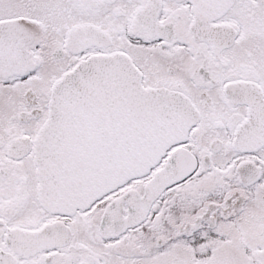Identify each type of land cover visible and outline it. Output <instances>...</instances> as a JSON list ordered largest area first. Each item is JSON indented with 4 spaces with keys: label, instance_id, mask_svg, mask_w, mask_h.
<instances>
[{
    "label": "snow or ice",
    "instance_id": "1",
    "mask_svg": "<svg viewBox=\"0 0 264 264\" xmlns=\"http://www.w3.org/2000/svg\"><path fill=\"white\" fill-rule=\"evenodd\" d=\"M0 264H264V0H0Z\"/></svg>",
    "mask_w": 264,
    "mask_h": 264
}]
</instances>
